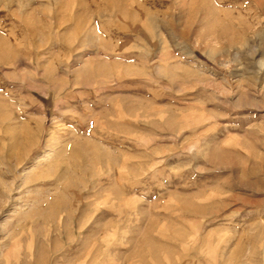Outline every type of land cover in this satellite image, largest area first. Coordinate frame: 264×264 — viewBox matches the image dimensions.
I'll return each instance as SVG.
<instances>
[{
  "label": "rangeland",
  "instance_id": "1",
  "mask_svg": "<svg viewBox=\"0 0 264 264\" xmlns=\"http://www.w3.org/2000/svg\"><path fill=\"white\" fill-rule=\"evenodd\" d=\"M101 1L0 0V264H264V0Z\"/></svg>",
  "mask_w": 264,
  "mask_h": 264
},
{
  "label": "bare ground",
  "instance_id": "2",
  "mask_svg": "<svg viewBox=\"0 0 264 264\" xmlns=\"http://www.w3.org/2000/svg\"><path fill=\"white\" fill-rule=\"evenodd\" d=\"M101 2H103V4L105 5V6H108L109 5V3H108V0H102ZM137 4V3H136ZM115 8V7H114ZM132 8H134V7H132ZM137 9V8H136ZM141 10V9H140ZM112 11H113V9H112ZM142 12V11H141ZM144 15H146V14H144ZM11 66H15L14 64H10ZM8 75V74H7ZM1 108V107H0ZM85 146V145H84ZM85 151H87V149H80L78 146H73L71 149H70V153L69 154H71L70 156H72L73 158H74V160H71V161H81V160H83L82 158H83V154H84V152ZM61 152V151H60ZM62 153V152H61ZM65 153V152H64ZM69 154H65V158H66V155H69ZM64 155V154H63ZM70 156H67L68 158H70ZM62 159H64L63 157H62ZM56 161H57V159H56ZM62 161V160H61ZM60 161V164H57V162H56V164L58 165L57 167H59V166H61L62 165V162ZM64 161H67V158H66V160H64ZM68 162H70V160L68 161ZM55 164V165H56ZM64 164V163H63ZM50 165H54L53 163L52 164H50ZM55 165L54 166H52L53 168L55 167ZM63 166V165H62ZM66 166V165H65ZM64 166V167H65ZM67 167H68V164H67ZM52 168V169H53ZM72 168V167H71ZM74 168V167H73ZM55 169H57V168H55ZM54 169V170H55ZM62 171H64L65 173H68V169H66V167H65V169L63 170L62 169ZM74 171H75V169H74ZM54 172V171H53ZM56 172V171H55ZM59 172V171H58ZM60 173H61V171H60ZM56 174V173H55ZM62 174V173H61ZM55 176V175H54ZM57 176V175H56ZM50 182V181H49Z\"/></svg>",
  "mask_w": 264,
  "mask_h": 264
}]
</instances>
